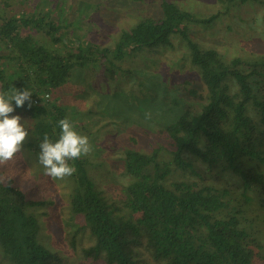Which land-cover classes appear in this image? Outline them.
<instances>
[{
  "label": "trees",
  "instance_id": "1",
  "mask_svg": "<svg viewBox=\"0 0 264 264\" xmlns=\"http://www.w3.org/2000/svg\"><path fill=\"white\" fill-rule=\"evenodd\" d=\"M220 1L227 11L249 0ZM63 2L0 0V93L26 89L32 94V106L25 100L18 109L26 114L29 132L24 156L38 159L44 136L56 142L58 122L65 118L89 142L100 137V130L90 131L88 118L94 126L102 117L139 134L118 138L117 146L125 137L130 145L113 153L120 171L112 170L111 179L117 184L118 172L126 180L115 186L116 199L96 186L88 172L89 154L68 162L76 171L59 186L41 164L0 168L5 178L0 182V264H75L70 257L85 233L92 242L80 247L83 258L77 264H264L263 245L248 216L253 203L264 210V54L226 59L214 48L200 47L189 37V26L210 25L219 12L198 17L171 0L147 4L146 13L119 30L115 42L98 46L83 40L67 12L74 1ZM83 6L80 2L79 9ZM175 35L184 41L200 81L199 89L184 87L196 106L186 105L182 93L173 96L182 80L175 86L161 72L123 66L168 47ZM99 69L129 86L134 102L85 112L57 103L56 95L75 71ZM94 92L95 97L104 94ZM140 137L150 150L137 145ZM189 156L209 172L233 177V189L204 183ZM176 170L196 180L168 181Z\"/></svg>",
  "mask_w": 264,
  "mask_h": 264
},
{
  "label": "rangeland",
  "instance_id": "2",
  "mask_svg": "<svg viewBox=\"0 0 264 264\" xmlns=\"http://www.w3.org/2000/svg\"><path fill=\"white\" fill-rule=\"evenodd\" d=\"M55 3L56 0H50ZM72 0H65L62 4L71 2ZM73 7L69 11V15H73L79 27L80 36L83 40L93 42L98 46H108L115 42L119 30L127 27L135 21L137 16H142L145 10H142L149 3H156L159 0H145L143 5H140L137 0H73ZM84 1V2H83ZM177 4L181 9L194 13L198 17H206L218 11L219 16L210 25L192 24L188 28L189 37L197 42L202 48H214L226 59H231L235 56L247 57L260 56L264 54V0H249L244 4L235 3L225 11L224 6L220 0H171ZM80 2L84 5L81 9ZM98 2V3H97ZM52 4V3H51ZM237 4V5H236ZM79 5V6H78ZM147 5V6H148ZM78 7V8H77ZM79 9V10H78ZM68 10V8H67ZM153 11V10H152ZM67 12H64L66 15ZM59 13V12H57ZM60 14V13H59ZM81 17H80V16ZM85 21V25H83ZM153 53H144L142 57L136 58L134 61H129L124 67H142L145 69L161 72L173 85L178 86L177 83L182 80V85L178 86V92L173 90V96L178 99V96L183 95L186 105L196 106V101L185 93L186 88H200V81L196 74V70L190 65L188 52L185 50L184 41L175 35L171 40V45L157 50ZM146 64L143 66V64ZM182 65L180 68L179 66ZM76 75L73 80L69 82V86L63 90L61 94L56 95L57 103L60 105L70 106L78 111L85 112L92 106H109L117 104L120 106H128L134 102L132 97L128 95L132 92L118 80L111 81L102 69L96 70L94 73L85 72L82 70L75 71ZM86 79H85V78ZM178 80V81H176ZM184 81H188L185 84ZM171 84V85H172ZM89 90L87 93H85ZM103 90L104 94L96 95L93 91ZM119 92L120 96H113ZM136 96V95H135ZM137 97V96H136ZM95 108V107H93ZM15 108L11 115H19L21 123L26 128L27 117L23 111ZM107 117V116H105ZM97 119V117H94ZM132 118V117H131ZM87 120V118L85 119ZM88 118L87 128L90 131H99L100 137L97 136L93 141L89 142L91 145V152L89 153L91 163L88 165L89 174L93 178L96 186L104 191V194L109 199L117 198V190L122 184H125L124 176L117 172V184L113 183L111 179L112 170L118 169L120 162L117 156L113 153H119L120 149L129 146L127 137L122 140L121 146H117L118 138L122 135L131 136L139 134L135 129H129L127 126H117L112 122L106 124V119H100L99 125L94 126V122ZM92 120L93 119L92 117ZM105 120V121H104ZM104 123V124H102ZM152 126L157 127V123L153 122ZM148 140V139H147ZM139 147L144 150H150L149 145L143 138H137ZM156 144V143H155ZM154 144V145H155ZM99 149V150H98ZM98 150V152H97ZM25 148L18 154L14 163H9L5 167L16 168L17 164H23L27 168L34 164L39 166V160L31 158V161L24 156ZM114 156H113V155ZM167 159L168 157L164 155ZM164 156L161 158L166 159ZM166 159V160H167ZM193 169L201 176L205 177L204 183L213 184L217 187L229 186L233 189L234 178L217 171H208L206 166L201 163L196 157L189 156ZM120 171V168L118 169ZM189 178L196 180V175L189 174L188 171L183 172L176 170L169 176L168 181L176 179ZM57 183L60 179H54ZM115 180V179H114ZM66 180H63L65 182ZM62 182V183H63ZM61 183L58 182V186ZM257 204L253 203V211L248 216L253 220L252 230L258 241L263 245L264 252V223L262 221L264 210H257ZM45 210V209H43ZM92 240L87 233L78 237L77 248L72 256V263H80L83 258L80 255V247L88 246ZM151 264H156L150 261Z\"/></svg>",
  "mask_w": 264,
  "mask_h": 264
},
{
  "label": "clouds",
  "instance_id": "3",
  "mask_svg": "<svg viewBox=\"0 0 264 264\" xmlns=\"http://www.w3.org/2000/svg\"><path fill=\"white\" fill-rule=\"evenodd\" d=\"M31 92L15 89L10 94L0 93V168L14 163L29 138V132L21 123L19 115H11L15 107H24L25 100L32 106ZM61 134L56 142H51L47 135L39 144V163L44 174L53 179H64L74 174L76 169L68 162L79 159L91 152L88 137L80 135L68 119L58 122ZM5 178H0V182Z\"/></svg>",
  "mask_w": 264,
  "mask_h": 264
}]
</instances>
